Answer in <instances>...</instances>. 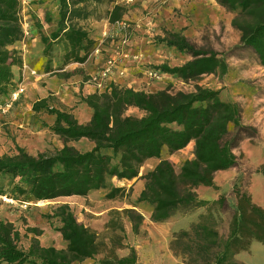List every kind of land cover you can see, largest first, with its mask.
I'll return each mask as SVG.
<instances>
[{"label":"trees","instance_id":"1","mask_svg":"<svg viewBox=\"0 0 264 264\" xmlns=\"http://www.w3.org/2000/svg\"><path fill=\"white\" fill-rule=\"evenodd\" d=\"M224 1L264 4V0ZM232 25L240 31L245 46H256L259 39L256 24L235 17ZM73 33L77 42L80 41L82 33ZM167 44L191 58L181 65L162 63L150 68L185 82L205 74L227 72V63L216 51L197 48L185 35L175 34ZM5 61V53L0 52V102L18 87L12 66ZM151 89L137 90L112 83L103 92L81 97L93 109L92 118L86 123L79 122L72 108L55 104L53 93L34 102L35 112L44 110L55 116L52 125L43 124L64 145L55 151L37 154L16 145L14 154L0 153V176H9L14 183L12 191L0 189V193L18 202L35 203L60 197H86L92 190L105 189L111 178H137L145 162L157 158L158 164L141 176L145 184L138 197V202L152 207L151 220L164 222L178 212L188 214L207 209L189 229L173 234L170 242L173 254L182 258L184 264H246L236 255L249 251L254 240L264 245V208L253 201L250 193L235 185L237 206L231 211L228 233L223 235L212 207L226 206L225 194L209 201L197 192L203 186L220 191L216 174L237 165L238 139L232 136L231 126H241L240 105L223 100L220 90L200 85L191 92ZM131 108L142 115L128 114ZM83 138L94 143L90 150L83 151L70 144ZM191 142H194V156L186 159L180 170L162 157L165 149L172 154ZM257 171L264 175V164ZM119 191L120 187H112L107 198L116 197ZM48 216L60 221L57 230L67 247L43 245L38 238L43 231L28 227L34 236L26 248L20 229L13 222L0 219V264H84L88 259L95 260L91 264H144L136 249L125 244L124 218L131 219L135 234L139 233L143 220V215L134 209L110 212L107 223V229L112 232L108 238L110 244L98 231L80 222L68 203L59 205ZM123 248H129L130 252L119 256L116 249ZM102 253L104 256L96 261Z\"/></svg>","mask_w":264,"mask_h":264},{"label":"rangeland","instance_id":"2","mask_svg":"<svg viewBox=\"0 0 264 264\" xmlns=\"http://www.w3.org/2000/svg\"><path fill=\"white\" fill-rule=\"evenodd\" d=\"M235 17L256 24L259 39L255 47L241 42L240 31L232 25ZM148 18L157 22L147 32L151 46L146 52L151 62L148 67L162 63L181 65L191 58L167 44L175 34L185 35L197 48L216 51L227 63L225 74H205L189 82L164 77L154 80L153 84L139 86V90L147 91L152 87V91L167 88L172 92H191L200 85L220 90L223 100L240 105L241 126H231L232 136L238 139L235 149L237 165L218 174V182L227 198L226 206L212 207L216 219L220 220L219 230L226 235L231 211L235 210L238 201L235 185L250 193L252 174L264 164V4H229L224 0H0V52L5 53V62L12 66L17 80L15 84L25 87L21 97L33 100L50 87L58 92L65 90L69 97L74 95L80 101L85 87L91 84V72L100 67L106 58L104 55L102 61L95 63L96 51L115 47L114 43L133 28L135 32L148 29ZM127 20L130 27L126 30L124 22ZM73 32L82 33L83 38L80 37L77 42ZM107 50L101 53L106 54ZM32 70L36 74H32ZM54 97L55 104L61 103L56 95ZM14 107L0 118V138L4 136L0 145L6 146L0 151L10 155L16 150L10 119ZM128 114L142 115L137 110H129ZM55 143L52 141L53 145ZM56 147L50 151H55ZM191 156L192 148L188 146L172 154L165 149L162 157L169 159L180 170L183 162ZM158 161L157 158L147 160L138 177L152 170ZM138 177L134 179L135 187L127 180L111 178L106 188L96 192L92 199H87V196L56 198L29 203L27 208L0 202V219L11 221L20 229L24 236L22 244L26 248L34 236L28 232V227H38L43 231L38 237L43 245L66 248L67 242L57 230L60 221L48 216L59 205L68 203L78 220L98 231L108 244V238L112 236L107 229L110 212L114 209H134L143 215V220L139 233L135 234L131 219L124 218L125 244L136 249L139 260L144 264L169 263L165 253L170 249L172 237L170 234L160 235L152 221L148 220L152 207L138 202L143 183ZM13 186L11 177L0 176V189L12 191ZM112 187H120L121 191L109 199L107 193ZM204 211L206 213L207 209ZM179 213L183 214L182 218L186 217L185 213ZM121 250L116 249L119 256ZM124 250L130 252L129 248ZM103 256L104 253L98 255L96 261ZM178 259L180 264H184L182 258ZM244 259L248 264H264V249L254 245L251 253H243ZM94 261L88 259L84 264Z\"/></svg>","mask_w":264,"mask_h":264},{"label":"crops","instance_id":"3","mask_svg":"<svg viewBox=\"0 0 264 264\" xmlns=\"http://www.w3.org/2000/svg\"><path fill=\"white\" fill-rule=\"evenodd\" d=\"M147 23L148 22H146V24ZM156 24L157 22L155 23V25ZM150 29L151 27H149L146 30L143 29V30H138L137 32H135L133 36L131 37L132 38L131 41L125 47V51H124L131 55L130 58L125 59L124 61L127 74H128L126 80L128 81L129 84L133 85V87L137 90H139L140 88L139 86H141L142 84L145 85L149 83L148 77L146 76V69L148 67L147 64H150L151 62L149 61V58L146 52L150 50L151 48V46L149 45L150 37H148V33H147V32H150L149 31ZM106 52H107L106 54H100L99 56L94 57L95 63L102 61L104 59L103 58L104 55H108L112 53L113 47L108 48ZM137 54L139 55L138 59L132 58L134 55H137ZM167 77H171V79H174L170 75ZM15 82H17L16 79H15ZM153 83L154 82L152 81V84ZM50 91L53 92V94L56 95L60 99L61 103L73 109V113L75 114L79 122L86 123L91 120L93 109H91L85 102H82L81 100L78 101V98L74 95L69 97L67 95L68 92L65 90H61L60 92H58V91H54L52 88L49 87L48 89L41 91V93L39 94V97L34 98L33 100H29L24 97H21L20 100L16 103L13 109V112L10 116L11 127L13 128V136L15 139L13 140L14 147H16V145H19L25 148L31 154H37L40 151L53 150L56 146H57L56 149L63 147L64 143L61 141L60 137L52 133L49 127H46L43 124V122H46L48 125H52L55 122V116L47 114L44 110H41L38 112H35L33 110L34 102L50 95L51 93ZM85 91L87 92V95H88L91 93H95L96 89L90 84L85 87ZM85 91L83 93L84 96H86ZM130 110H136V109L131 108ZM30 119L32 121H29ZM0 130L2 131V129ZM3 132H5L4 129H3ZM2 138H4V136H1L0 139ZM52 141L56 142L55 145L52 144ZM70 144L76 146L77 148L83 151L90 150L94 146L93 142L85 138L79 141H73ZM188 146H191L192 148V156L190 157L192 158L194 156L193 155L194 142H191ZM5 147L6 146L0 145V150L1 148H5ZM153 159L154 158H151L149 159V161ZM226 171L227 170L219 171L215 177V181L219 186L221 185L218 182V174L222 172H226ZM136 179L137 178H135V180ZM135 180L133 179V180H127V181L131 182L130 184H132L133 187H135L136 186ZM139 181L143 182L142 187L139 190L140 191L139 195H140L141 191L144 188L145 180L143 178H140ZM138 184L139 183H137V185ZM249 189H250V194H251L253 201L256 204L264 208V195H263L264 175L262 173L258 172L257 170L253 172L252 177H251V185ZM100 190L90 191V193L88 194L86 198L92 199L94 194ZM197 192L202 199L209 200V201H214V200L219 199V195L224 193L221 187H220V191H216L213 188L204 187V186L199 187L197 189ZM75 197L83 198L82 196H70V197H60V198H75ZM204 210H205L204 208L202 209L200 208L199 210L197 209L195 211H192L188 214H185L184 215L186 216L185 218H182L183 214L178 212L177 214L173 215L169 220L164 221V222H153L151 220L152 212L150 213L149 216H147V218L149 221H152V223L155 226L154 228L156 229V231L158 233L159 232L161 233L160 235L164 237L170 234L171 237L173 238V234L175 232L181 229H189L191 224L196 222L199 219V215L201 213H205ZM227 224H228V228H227L226 234L228 233V229H229V223ZM254 245L259 246L260 249H264V245L262 243L254 240L252 242L250 250L242 251L238 253L236 255V258L239 261L241 262L243 261L244 263L248 264L249 262H247V260L245 259L243 260V253H247V252L251 253V249ZM121 251H122L121 256H126L129 254L128 252L124 250V248ZM165 254L167 255V259H169V263L165 261V264H180L179 259H178L179 257L175 256L173 252L171 251V249H169Z\"/></svg>","mask_w":264,"mask_h":264},{"label":"built area","instance_id":"4","mask_svg":"<svg viewBox=\"0 0 264 264\" xmlns=\"http://www.w3.org/2000/svg\"><path fill=\"white\" fill-rule=\"evenodd\" d=\"M133 0H130V2ZM131 21V19H130ZM148 28H154L156 21L154 18H148L146 20ZM130 22L127 20L124 22V26L126 30L130 27ZM140 26V24L138 25ZM136 31L135 28H133L132 31L128 33V35H124L122 39L118 40L114 43L115 47H113V52L106 55V58L100 67H98L96 70L91 72L89 82L91 85L96 89L98 92L105 91L112 83L116 84H125L129 87H133V85L129 84L127 79V70L125 67V59H128L131 57L130 54H128L125 51V47L129 44L131 41V37L133 36L134 32ZM102 50L105 49H98L96 52V56H99L103 52ZM107 50V49H106ZM132 58L138 59L139 55H134ZM32 74H36L35 70L31 71ZM146 76L150 80V82L154 80H159L164 77H167L169 75L162 73L158 69L147 67L146 69ZM182 82H185L182 80ZM142 90V89H140ZM25 92V87H23L22 84H20L11 94L9 97L4 99V101L0 102V118L2 116H5L10 112V110L16 105V103L20 100L21 96ZM0 202L7 203L9 205L19 204L21 207L27 208L28 205L32 204L33 202H18L13 197L9 196L8 194H1L0 193ZM41 202V201H40ZM30 203V204H29ZM38 203V202H37Z\"/></svg>","mask_w":264,"mask_h":264},{"label":"bare ground","instance_id":"5","mask_svg":"<svg viewBox=\"0 0 264 264\" xmlns=\"http://www.w3.org/2000/svg\"><path fill=\"white\" fill-rule=\"evenodd\" d=\"M45 201H47V200H43V201H41V202H45Z\"/></svg>","mask_w":264,"mask_h":264}]
</instances>
